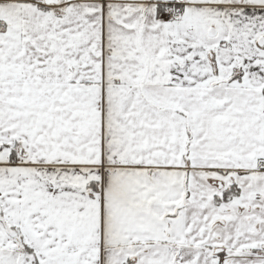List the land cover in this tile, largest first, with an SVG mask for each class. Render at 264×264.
Listing matches in <instances>:
<instances>
[{
  "label": "snow or ice",
  "instance_id": "obj_1",
  "mask_svg": "<svg viewBox=\"0 0 264 264\" xmlns=\"http://www.w3.org/2000/svg\"><path fill=\"white\" fill-rule=\"evenodd\" d=\"M0 264H264V0H0Z\"/></svg>",
  "mask_w": 264,
  "mask_h": 264
}]
</instances>
